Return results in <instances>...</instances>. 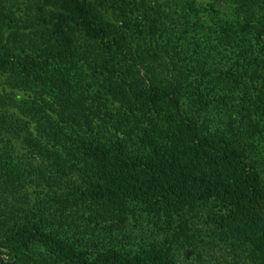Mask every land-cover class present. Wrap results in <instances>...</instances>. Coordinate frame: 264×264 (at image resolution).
<instances>
[{
    "label": "trees",
    "instance_id": "1",
    "mask_svg": "<svg viewBox=\"0 0 264 264\" xmlns=\"http://www.w3.org/2000/svg\"><path fill=\"white\" fill-rule=\"evenodd\" d=\"M73 2L0 10V264H178L168 230L208 203L191 237L264 264V0Z\"/></svg>",
    "mask_w": 264,
    "mask_h": 264
},
{
    "label": "rangeland",
    "instance_id": "2",
    "mask_svg": "<svg viewBox=\"0 0 264 264\" xmlns=\"http://www.w3.org/2000/svg\"><path fill=\"white\" fill-rule=\"evenodd\" d=\"M74 0H0V10L4 12L6 16H11L14 19V23L17 28L20 30H27L28 26H31V23H35L37 21L48 20L50 17L55 16L59 12H63L67 8L74 7ZM85 5H89L94 12V16H98L100 18H104L109 20L110 22L116 23L118 7L120 6V0H80ZM1 17V16H0ZM2 18V17H1ZM171 51V49L169 48ZM167 50H161L160 52L166 56L165 59L168 62V58L174 56L173 53ZM167 52V53H166ZM169 67L168 63L164 64V68ZM141 68V67H140ZM124 69V68H123ZM125 70V69H124ZM142 70V69H141ZM143 71H141L142 73ZM129 78V77H128ZM129 80V79H128ZM36 171V170H35ZM32 172L30 176L29 183L26 185V188L32 189L37 188V176ZM42 183V182H41ZM80 180L78 176L75 174L68 175L62 181H58L56 184H50L52 189L55 187L61 188V190L68 191L70 187L73 185L79 184ZM46 184L47 183H43ZM42 184V185H43ZM37 185V187H36ZM34 192V191H33ZM51 195L53 193H50ZM20 201V200H19ZM30 202V200H28ZM21 203H17V206H20ZM23 205V204H22ZM25 206V205H24ZM213 204L208 203L206 207H202L200 212H195L190 217H186V219L181 222L178 221L175 227H172L168 230V232L172 236H176L175 241H173V245L171 246V252L173 253L174 259L178 264H218L224 263V257H229L226 253L219 250L218 247H211L212 244L207 243L205 240L199 237V239L194 240L191 236L195 233V228L199 227L202 230L208 225L203 223L204 217L209 212H213ZM22 213V212H21ZM136 217L132 219L134 221ZM143 223V221H142ZM140 224V222L138 223ZM136 224V225H138ZM204 224V225H203ZM186 228V230H183ZM154 232V231H153ZM174 233H178L180 236H177ZM136 238V243L139 242V231H134L131 233ZM153 240V236H151ZM162 239L161 236H155V243ZM151 240V241H152ZM202 240V241H201ZM187 242H190L192 245L189 246ZM195 245L198 247V251L200 253V257L197 254H191L190 249ZM134 249L138 247V245L132 246Z\"/></svg>",
    "mask_w": 264,
    "mask_h": 264
}]
</instances>
